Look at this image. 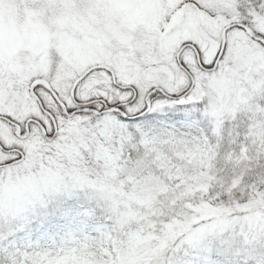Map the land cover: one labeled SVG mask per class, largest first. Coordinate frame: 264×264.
Here are the masks:
<instances>
[{"label":"snow or ice","instance_id":"6c2138e0","mask_svg":"<svg viewBox=\"0 0 264 264\" xmlns=\"http://www.w3.org/2000/svg\"><path fill=\"white\" fill-rule=\"evenodd\" d=\"M0 264H264V0H0Z\"/></svg>","mask_w":264,"mask_h":264}]
</instances>
